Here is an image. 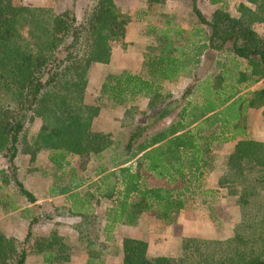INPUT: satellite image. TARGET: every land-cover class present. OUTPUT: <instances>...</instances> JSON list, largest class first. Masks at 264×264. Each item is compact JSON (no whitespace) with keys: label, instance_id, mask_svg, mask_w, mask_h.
I'll list each match as a JSON object with an SVG mask.
<instances>
[{"label":"trees","instance_id":"1","mask_svg":"<svg viewBox=\"0 0 264 264\" xmlns=\"http://www.w3.org/2000/svg\"><path fill=\"white\" fill-rule=\"evenodd\" d=\"M147 1L162 4L167 0ZM249 1L255 7L240 3L238 16L225 7L224 0H211L220 6L207 19L198 0H193L194 12L209 27L206 41L197 46L192 59L189 52L171 42L165 44L147 62L152 74L174 80L191 61L199 65L204 50L210 49L234 58L235 66L226 68L222 77L237 78L238 84L259 81L264 76V36L257 34L255 24L264 23V0ZM130 20L116 0H89L81 15L76 10L58 13L51 7L0 0V154L8 161L0 170L4 185L14 182L20 194L36 201L19 178L15 159L20 153L35 160L42 149H50V160L57 168L68 163L67 156L77 155L85 169L89 158L114 144L111 133L96 129L100 106L86 102V90L92 66L109 63L116 42L127 45ZM238 59L246 60L250 70H239ZM221 76L214 85L205 86L201 102L188 97L199 84L189 85L181 94L188 100L172 119V102L165 103L171 94H163L159 83L130 71L106 75L101 93L115 105H126L141 95L150 98V108L158 104V110L131 132L122 151L127 158L101 177L100 182L115 179L107 183L104 194L114 197L102 227L107 239L112 238L116 225H136L149 213L163 224L173 223L190 198L207 184L214 169L213 144L242 137L227 157L219 179L220 187L237 195L244 207L234 235L225 239L187 236L180 255L155 257L149 255L146 241L127 236L122 239V264H264V210L250 207L264 190V142L246 137L247 112L264 106V88L240 94L237 84L232 83L230 90L222 86ZM37 118L43 123L31 141L22 134ZM134 157H138L137 167L126 165ZM152 176L158 178V185L148 184ZM80 185L78 182L60 192L70 193L71 215L82 217L77 226L80 240L87 246L100 245V235H91L93 215L78 210V205L85 206L74 190ZM212 192L206 188L201 194ZM0 205L4 210L18 209L2 197ZM35 221L30 222L24 241L0 230V264H27L31 251L48 253L47 261L70 258L69 246L56 231L27 244ZM88 256V264H104L100 252L90 250Z\"/></svg>","mask_w":264,"mask_h":264},{"label":"rangeland","instance_id":"2","mask_svg":"<svg viewBox=\"0 0 264 264\" xmlns=\"http://www.w3.org/2000/svg\"><path fill=\"white\" fill-rule=\"evenodd\" d=\"M13 1L16 5L51 7L58 13L76 10L79 15L83 13L89 2V0ZM224 2L225 7L238 16L241 14L238 9L240 3L245 2L249 7H255V4L249 0H224ZM116 3L122 11L130 16L132 23L131 37H129L131 41L126 42V46L120 42L114 44L119 62H122L123 50L128 52V44L131 43L132 51L143 66L141 75L159 83L163 94H171L165 103L172 102V119L176 117L178 111L188 100L181 98V94L189 85L199 84L195 88V92L188 97L194 103L201 102L205 86L214 85L218 76L220 77L226 68L235 66L234 58L227 52L205 49L201 55L200 64L196 65L191 61L192 63H189L186 70L174 80L163 79L159 73L152 74L147 62L152 55L159 54L165 44L171 42L173 46L183 49L184 52H189L192 59L193 54L197 51V46L206 41L205 37L209 33V27L201 23L194 12L193 0H167L162 4H150L147 0H116ZM219 6V4L212 3L211 0H198V8L207 19H211L213 12ZM255 29L257 34L262 36L264 23L257 22ZM143 31H148V36L145 42H139V33ZM127 46L128 48H126ZM238 61L240 62L239 70L248 69L246 60L238 59ZM108 73L112 72L92 66L86 90V102L100 106L96 129L111 133L114 144L103 153L89 158L85 169L81 167L82 160L77 155L67 156L68 163L62 168H57L50 160V149H42L35 160H31L30 154L20 153L15 159L19 178L25 187L35 195L36 201H31L20 194L14 182L4 185L0 181V197L4 198L6 202L17 204L18 208L24 207L21 214L15 215L18 209L4 210L0 205V230L5 235L24 241L30 222L36 219L31 229L33 236L27 243L28 245H32L35 238L50 237L56 231L69 246L70 258L67 260L52 259L47 261L48 253L31 251L27 264H88L90 250L96 253L100 252L104 264H122V239L127 236L146 241L149 255L152 257L158 255L178 256L182 252V242L185 237L229 238L234 235L236 227L242 222L244 207L239 203L238 196L230 195L229 190L221 188L219 184L218 188H214L217 185V180L223 174L229 156V150L225 148L226 143L232 142L234 145L242 138L239 136L225 143L216 142L213 144L214 169L210 172L213 177H210L209 174L205 187H202L194 197L190 198L187 206L176 215L173 223L163 224L155 218V214L149 213L142 217L136 225L124 223L116 225L112 232V238L107 239V234L102 231V227L105 226L106 213L108 208L113 205L114 197L108 198L104 194L107 193V183L113 182L115 179L110 177L107 182H100L101 177L116 169L114 167L116 162L127 158V154L124 155L122 151H124L131 132L137 124L146 122L145 119L150 113L158 110V104L153 109L149 107L150 98L146 96L141 95L126 105H115L107 96H102L101 86ZM115 74H121V72ZM227 76H221L222 86L225 85L230 90L232 83L237 84V88L241 89L240 94L264 88V76L257 82L247 84H238L237 78L228 79ZM145 111L149 113L144 114ZM246 121L248 125L246 137L264 142V106L249 108ZM42 123V119L37 118L33 123L27 125L22 136L33 141L32 139L40 130ZM150 131L154 130H148V132ZM142 138L144 139L145 136ZM232 144L229 146L232 147ZM20 147H22V143ZM137 162L138 157H134L126 165L133 164V167L136 168ZM7 165V158L0 154V170L6 168ZM208 178H210L209 182ZM78 182H81V185L74 190L85 202L83 209L82 205H78V210L81 209L91 214L90 216L93 215L94 224L91 226V235L93 237L100 235V245L87 246L80 240V230L77 226L82 222V217L71 215L69 211L72 206L70 193L60 192L61 189ZM147 182L149 185L160 183L154 176L148 178ZM206 188L213 192L201 194L202 190ZM260 193L262 196H255L256 202L250 205L256 210H264V190ZM49 214L52 215V218L47 217Z\"/></svg>","mask_w":264,"mask_h":264},{"label":"crops","instance_id":"3","mask_svg":"<svg viewBox=\"0 0 264 264\" xmlns=\"http://www.w3.org/2000/svg\"><path fill=\"white\" fill-rule=\"evenodd\" d=\"M131 25H132V23L129 22V24L127 26V33H126V39H125L126 42L131 41V39L129 38V37H131V32H130ZM139 34H140L139 35L140 39L138 38V41L139 42H145V39L148 36L147 35L148 31H143V32H140ZM263 35H264V29H263ZM128 45H129V48H128V46L126 47V48H128V52L125 49L123 50L121 63L119 62V59H118L119 57L117 56L116 49L114 48L113 54L111 57V61L109 63H98V64L95 63L94 68L98 67V68H102L104 70L106 69V70H108V72H112V73H120V72L123 73L126 71H130L133 73H142V71H143L142 63L139 62L138 57L135 56V53L132 51L131 47H133V46L131 45V43ZM95 65H97V66L95 67ZM231 144H232V142L226 143L225 148L229 150V151L226 150V151H228V155L234 151L237 142L234 145L232 144L233 145L232 147L229 146ZM210 175H211L210 177H213L212 174H210ZM209 179L210 178H208V182H209ZM218 184H219V180H217V185H215L214 188H218L217 187ZM23 209H24V207H19L18 210H16L17 211L16 214L15 213H13V214L17 215V213L22 212Z\"/></svg>","mask_w":264,"mask_h":264}]
</instances>
